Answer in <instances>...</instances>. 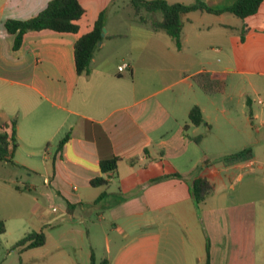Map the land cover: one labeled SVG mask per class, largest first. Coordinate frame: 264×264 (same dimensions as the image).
Masks as SVG:
<instances>
[{
  "label": "crops",
  "instance_id": "obj_1",
  "mask_svg": "<svg viewBox=\"0 0 264 264\" xmlns=\"http://www.w3.org/2000/svg\"><path fill=\"white\" fill-rule=\"evenodd\" d=\"M49 1L0 0V126L17 118L14 163H4L43 180L21 187L2 177L10 169L0 173V248L17 252L20 264H89L98 251L89 230L91 245L78 252L65 248L72 235L84 237L73 228L41 230L45 243L25 251L11 246L31 232L32 215L58 227L95 214L94 235L102 241L97 262L257 264L264 249V99L258 96L264 92V0L244 18L183 13L181 47L167 46V56L153 37L157 31L140 23L132 6L125 3L115 12L122 20H111L117 0H79L85 12L76 32L28 31L14 50L5 21L33 17ZM203 1L223 8L236 0ZM103 10L106 32L89 72L78 74L74 43ZM120 41L129 47L111 61L106 50ZM201 72L223 87L205 93L192 79ZM194 105L205 121L200 125L189 120ZM64 130L68 138L59 147ZM246 148L245 157H228ZM111 158H118L116 169L101 172L100 161ZM96 177L106 184L92 186ZM200 177L214 189L197 205L191 184Z\"/></svg>",
  "mask_w": 264,
  "mask_h": 264
},
{
  "label": "trees",
  "instance_id": "obj_2",
  "mask_svg": "<svg viewBox=\"0 0 264 264\" xmlns=\"http://www.w3.org/2000/svg\"><path fill=\"white\" fill-rule=\"evenodd\" d=\"M132 5L134 14L140 23L146 24L153 31H165L175 43V46L181 47L182 20L181 15L194 10H200L207 13L220 14L229 12L239 18H244L256 12L262 0H236L233 4L223 8H213L207 5L203 0H194L193 3H169L166 0H127ZM85 9L79 0H50L45 8L38 14L28 19H7L4 23L6 30L14 35L13 49L17 50L22 44L23 36L28 31H39L50 29L57 32H76L78 30L77 20L84 14ZM146 13H158L159 20H149ZM106 10L100 12L95 20L92 29L80 36L74 43V61L75 69L78 74L89 72L91 59L98 43L103 39L102 28L105 25ZM195 84L205 93H215L223 87L221 82L212 80L209 74L201 72L192 77ZM189 120L193 125L204 123L200 108L194 105L189 111ZM16 124L17 118L13 117L9 122L0 126V161L14 163L11 159L12 151L16 147ZM68 138L66 134L59 140L60 147ZM199 137H196L197 140ZM11 144V148L9 145ZM250 151L249 148L230 154L231 159H241ZM118 158L101 160L99 163L101 172L105 173L116 169ZM92 186L104 185L106 180L102 177H96L90 180ZM213 184L206 178H197L191 184V195L197 205L204 203L206 198L213 192ZM102 192L99 198L103 197ZM71 204L67 205L70 208ZM4 231L3 224L0 222V233ZM46 236L43 231L27 232L17 240L11 249H18L19 252L30 248L41 246L45 243ZM89 264H109L107 259L96 261L91 254ZM205 264H208V260Z\"/></svg>",
  "mask_w": 264,
  "mask_h": 264
},
{
  "label": "rangeland",
  "instance_id": "obj_3",
  "mask_svg": "<svg viewBox=\"0 0 264 264\" xmlns=\"http://www.w3.org/2000/svg\"><path fill=\"white\" fill-rule=\"evenodd\" d=\"M120 1V2H119ZM125 3L128 4V6H132L131 4L128 3L127 0H117L115 2V4L111 7V11H110V19L112 20H122L121 19V14H118L116 15V11L120 9V7H123L125 6ZM132 8V7H131ZM133 16L137 19L136 15L134 14V10L132 12ZM149 13H146V17L149 19V20H152L153 18H149ZM155 20H158L160 19V15L158 13H156L155 15ZM138 20V19H137ZM124 22V21H123ZM124 26H127L128 24L124 23L123 24ZM125 33H127L128 35L132 36L130 31L127 29L125 30ZM154 38L158 39L159 42H160V45H161V50L163 49L162 52H165V55L164 56H167L168 53V49L167 46H169L170 48H177L175 46V43H174V40L163 30H159L156 32L155 36H153ZM121 42V41H120ZM117 43L115 44L113 47L111 48H108V50H106L108 53H110L111 57V61H115L117 60L119 57L123 56L124 55V50H126L127 47H129V44L128 43H124V42H121V43ZM178 49V48H177ZM121 53V54H119ZM144 56H147L146 54ZM200 89V88H199ZM198 89V90H199ZM201 90V89H200ZM202 91V90H201ZM203 92V91H202ZM260 94L258 95L259 97L263 98L264 99V92L262 90H260ZM257 97V96H256ZM236 100V99H234ZM234 105L236 104V102H233ZM239 105V104H238ZM234 108H236V106H234ZM248 111H249V108L247 107V114H248ZM66 131L67 130H64L61 134V137H63L65 134H66ZM223 136V135H221ZM210 138L211 139H216L214 136L210 135ZM207 144V142H206ZM228 145L229 142H227ZM233 145V143L231 144ZM216 146L217 148L221 151V149H225V145H224V141H221V143L217 142L216 143ZM237 146V145H236ZM234 148V147H232ZM12 166L11 164L9 163H4V161H1L0 162V173H2V171L6 172V169H10V172L9 173H5L2 177H8L10 180L8 181H15V183H18L19 186L21 187H24V182L26 181H31L33 183H36V184H42L43 183V180L42 178L40 177V175H37V174H32L30 176V178L27 176V171L23 170V169H16L15 167H13V169H11ZM33 195H34V192L32 191L31 193V197L30 196H27V198L30 199V201L32 202L33 201ZM0 200H1V197H0ZM45 204H46V207H47V211L49 212H52L53 209H52V205L50 204L49 201H45ZM1 203V201H0ZM88 219H86L84 221V223H78L76 220L75 221H71V222H63L60 226H56V227H48V226H43L40 222V218L36 215H32L31 218H30V226H29V231H39V230H43V231H57V232H60V231H65V230H68L69 228H73V229H81L84 231V237L80 236L79 234H74L72 235V239H68L67 241V244L65 245V248H68V249H72L73 247L76 246V250L78 252V246L80 245V247H83L84 249L86 248H89V246L91 245V240L93 239V243L95 244V246L98 248V251H102L101 249V239L99 238V232L97 235H94V230L97 228V218H96V215L95 214H90L88 215L87 217ZM2 224H4L3 221H0ZM86 230H89L90 233H91V240H89L88 238H86L85 236V233H86ZM11 231V230H10ZM98 251L95 253V258L99 259V253ZM75 253V251H74ZM77 255V253L75 254V256ZM77 258L80 260L83 258V251H80L78 253V256ZM19 255L17 252L15 251H11V254L8 255V251L3 247L1 246L0 248V264H20L19 262ZM257 264H264V249L261 248L259 253L257 254Z\"/></svg>",
  "mask_w": 264,
  "mask_h": 264
},
{
  "label": "water",
  "instance_id": "obj_4",
  "mask_svg": "<svg viewBox=\"0 0 264 264\" xmlns=\"http://www.w3.org/2000/svg\"><path fill=\"white\" fill-rule=\"evenodd\" d=\"M105 32H106V29H105V27H103L102 28V36H104ZM98 44H100V42Z\"/></svg>",
  "mask_w": 264,
  "mask_h": 264
},
{
  "label": "built area",
  "instance_id": "obj_5",
  "mask_svg": "<svg viewBox=\"0 0 264 264\" xmlns=\"http://www.w3.org/2000/svg\"><path fill=\"white\" fill-rule=\"evenodd\" d=\"M260 102H261V100H260Z\"/></svg>",
  "mask_w": 264,
  "mask_h": 264
}]
</instances>
